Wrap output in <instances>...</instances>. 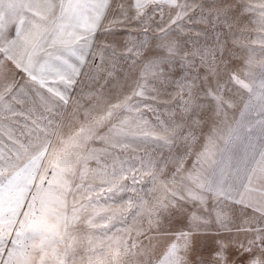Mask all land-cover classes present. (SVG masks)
<instances>
[{
	"label": "snow or ice",
	"instance_id": "obj_1",
	"mask_svg": "<svg viewBox=\"0 0 264 264\" xmlns=\"http://www.w3.org/2000/svg\"><path fill=\"white\" fill-rule=\"evenodd\" d=\"M0 264H264V0H0Z\"/></svg>",
	"mask_w": 264,
	"mask_h": 264
}]
</instances>
